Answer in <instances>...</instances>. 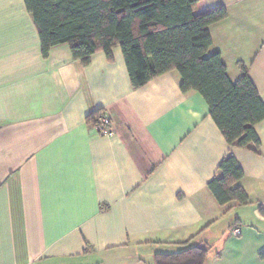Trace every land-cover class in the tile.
Returning a JSON list of instances; mask_svg holds the SVG:
<instances>
[{"label":"crops","instance_id":"crops-1","mask_svg":"<svg viewBox=\"0 0 264 264\" xmlns=\"http://www.w3.org/2000/svg\"><path fill=\"white\" fill-rule=\"evenodd\" d=\"M219 7L212 51L264 105V0H198L195 14ZM112 53L83 66L61 44L43 58L24 1L0 0V264H154L184 243L206 264H264V120L258 153L231 148L177 72L133 89ZM98 110L110 137L86 121ZM228 153L246 205L207 190Z\"/></svg>","mask_w":264,"mask_h":264},{"label":"trees","instance_id":"trees-1","mask_svg":"<svg viewBox=\"0 0 264 264\" xmlns=\"http://www.w3.org/2000/svg\"><path fill=\"white\" fill-rule=\"evenodd\" d=\"M36 27L43 58L51 48L65 44L73 60L87 66L95 53L113 61L121 52L129 81L138 89L169 72L180 77V92L198 93L225 143L258 153L255 126L264 120V105L242 67L232 83L213 50L210 28L224 20L219 7L195 14L198 0H23ZM102 110L89 114L94 125ZM109 118V117H108ZM243 171L231 153L219 163L207 190L220 207L246 205L239 186ZM175 253L156 254L154 264H206L208 250L179 244ZM264 259V251L259 254Z\"/></svg>","mask_w":264,"mask_h":264},{"label":"built area","instance_id":"built-area-1","mask_svg":"<svg viewBox=\"0 0 264 264\" xmlns=\"http://www.w3.org/2000/svg\"><path fill=\"white\" fill-rule=\"evenodd\" d=\"M95 134L110 137L112 135L111 121L107 115H101L98 117L95 124L92 126ZM238 230L234 231V235H238Z\"/></svg>","mask_w":264,"mask_h":264},{"label":"rangeland","instance_id":"rangeland-1","mask_svg":"<svg viewBox=\"0 0 264 264\" xmlns=\"http://www.w3.org/2000/svg\"><path fill=\"white\" fill-rule=\"evenodd\" d=\"M116 49H118V48H116ZM111 130H112V128H111ZM112 134H113V132H112ZM234 231H236V230H234ZM234 231H233V232H234Z\"/></svg>","mask_w":264,"mask_h":264}]
</instances>
